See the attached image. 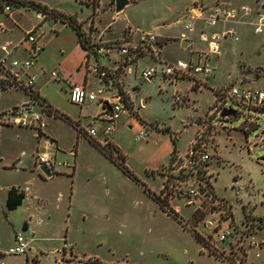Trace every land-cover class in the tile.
I'll return each instance as SVG.
<instances>
[{"label": "rangeland", "instance_id": "374dc122", "mask_svg": "<svg viewBox=\"0 0 264 264\" xmlns=\"http://www.w3.org/2000/svg\"><path fill=\"white\" fill-rule=\"evenodd\" d=\"M22 1L74 17L83 34L94 40L118 41L127 26L150 32L160 45L156 58L172 64L189 58L197 61V53H201L203 58L208 55L214 73L206 82L193 85L189 79L170 84L157 73L143 81L139 77L142 67H160L156 59L147 56L139 58L131 71L119 69L122 86L115 85L123 93L128 113L116 123L111 138L118 149L112 145L108 155L80 134L76 123L63 117L80 120L83 131L89 126L98 133L103 129L105 118L103 122L91 118L97 102L81 108L71 104L68 83L95 93L102 87L104 92L96 93L97 99L115 95L117 90L110 83L109 89L101 84L91 69L99 64L111 71L120 61L117 51L109 52V59L90 56L86 64L87 52L71 27L37 14L31 7L12 6L7 30L0 38L11 47L28 31L37 37L42 50L35 63L42 78L35 88L40 87L41 98L63 115L60 120L66 123L57 128L64 147L56 160L73 164L67 154L73 142L79 170L73 179L62 177L54 184L41 182L37 176L36 180L23 177L28 175L23 171L4 170L18 141L23 142L27 134L0 123V263L264 264V244L255 250L247 247L251 238L264 241V111L257 115L227 99V106L240 113L217 123L219 102L214 92H228L230 87L264 90V20L261 31L254 33L257 14L264 15V0H129L119 14L114 12L113 0ZM215 3L250 10L242 23L235 25L237 40L224 42L218 58L209 54L206 42L199 37L202 24L193 20ZM191 19L195 31L186 36L192 38V45L182 49L183 27ZM24 47L22 43L19 49ZM54 70L63 73V81L49 79ZM28 99L21 89L0 90L1 105L14 104L16 108ZM140 131L147 132L146 139L136 140ZM26 143L33 145L34 139L28 135ZM174 146V157H170ZM191 147L207 154L208 160L188 162L185 155ZM25 148L21 151L26 154ZM21 159L27 166L29 157ZM111 160L123 162L134 179ZM163 184L167 188L162 190ZM190 184L199 195L187 204L191 201L176 192L184 193ZM18 185L30 189L28 198L16 210L8 211L2 197L6 189ZM40 191L51 195L47 205L36 200ZM257 220L260 226L255 230ZM24 225L28 230H23ZM225 230L232 235L219 241ZM17 233L27 241L25 254L8 255Z\"/></svg>", "mask_w": 264, "mask_h": 264}, {"label": "built area", "instance_id": "2783aa9c", "mask_svg": "<svg viewBox=\"0 0 264 264\" xmlns=\"http://www.w3.org/2000/svg\"><path fill=\"white\" fill-rule=\"evenodd\" d=\"M12 6L0 0V35L6 32L5 19H8L11 14ZM250 14V10L246 7H240L239 9L222 7L218 3H215L207 12L201 13L199 16L193 18L194 21L200 22L201 32L199 37L202 41L206 42L209 54H212L218 58L222 52V46L224 42H234L237 40V33L235 25L242 23L241 18H244ZM257 23L255 24L254 33L261 31V22L264 20L263 14H257ZM194 21L192 19L187 22L184 27V32L194 31ZM82 33V40L86 45V58L85 63H88L90 56L99 58L100 56L108 57L109 52L112 50L117 51L120 56V63L115 66L111 71L97 64L92 67L91 71L97 76L99 81L103 84L110 82L113 79L116 80L117 71L119 69L130 71V68L136 61L144 56L156 59V62L160 65L159 68H144L139 72V77L143 81H148L154 77L157 73L161 75L170 84L175 83L180 79H189L193 84L204 83L214 73V70L207 63L208 55L204 56L201 53H197V61H193L189 58L188 61L178 60L174 63H168L165 60L156 58L157 50L154 46L157 44L156 35L141 31L138 28H131L127 26L124 30V37L118 41H101V38L92 39L89 34L84 35ZM183 36V35H182ZM25 44L24 52L25 57L23 59H16L11 57L13 49ZM42 47L38 44L37 37L33 34V31H28L24 34L23 39L18 45L9 47L7 43L0 44V51L2 55L0 57V90L3 89H21L28 93L30 101L22 103L19 107L12 108L5 113V117L0 119V123L16 127L20 129L31 130L38 135H42L47 125L48 117H58V114L51 109V107L42 99L38 97L34 91V83L36 80V74L32 72V68L35 64L36 57L41 52ZM49 78L52 81L61 82L64 80V75L59 70L51 71ZM116 85L122 86L119 80L114 81ZM216 91V98L219 102L217 109V123L224 118H219V113L222 109H230L227 106L226 100L241 105L249 110H252L254 114H260L264 111V90L255 88H236L230 87L228 92L223 90L214 89ZM103 88L97 89L96 93L102 94ZM94 91L87 90L85 87L68 83L67 97L68 101L78 107H83L86 104H94L95 102L101 107L102 112L100 115L105 118V126L101 129L100 133L94 128H88L83 131L82 128L79 132L85 135L90 141L94 142L97 146L104 149L109 144L110 134L114 131L115 125L120 117L128 113V109L125 106L122 92L117 89V93L113 96L112 100L97 99ZM175 100L180 102V98L176 97ZM144 105V102H141ZM37 104L38 107L34 108ZM14 109V110H13ZM234 111V110H233ZM240 112L234 111V116ZM233 116V117H234ZM229 118V117H226ZM231 118V117H230ZM229 118V119H230ZM147 138L146 131H140L136 140H143ZM185 158L188 162L205 163L208 160V155L205 153H197L192 147L186 153ZM35 161L39 166H43L51 175L59 173L61 169L67 168L71 170L72 164L66 162H59L55 158L45 154L37 153ZM182 170L181 168L179 171ZM178 171V173H179ZM164 187V185H163ZM178 193L179 196H185L191 202L196 200L199 195V190L191 184L185 188L184 193ZM260 226V220L255 223V230ZM250 228L247 227L246 231ZM230 230H225L218 236L219 241H224L227 237L231 236ZM264 244V241L254 240L251 238L247 244L248 249H258ZM27 249V241L20 233L15 234L13 245L8 249V255H24ZM254 257L258 258V253H254ZM2 264V263H0Z\"/></svg>", "mask_w": 264, "mask_h": 264}, {"label": "crops", "instance_id": "0c3cea01", "mask_svg": "<svg viewBox=\"0 0 264 264\" xmlns=\"http://www.w3.org/2000/svg\"><path fill=\"white\" fill-rule=\"evenodd\" d=\"M8 21H9V18L8 19H5L4 20V23H5V26H6V30H7V24H8ZM7 22V23H6ZM195 31V30H194ZM194 31H192V32H190V33H193ZM199 32H200V30L198 31V34H199ZM186 33L187 32H184L183 31V33L181 34V35H183V37H181L180 39H181V42L180 43H182L183 41H188L189 42V44L188 45H186V48H182V49H187L189 46H191L192 45V38L190 39V38H188L187 36H186ZM190 33H187V35L188 34H190ZM179 34V36H181ZM168 39H174L173 37L172 38H168ZM110 40H113V39H108V40H105V41H110ZM1 43H7L8 44V42H5V41H3V39H1L0 38V44ZM16 44V43H15ZM15 44L13 45V47H15ZM165 44H163L162 46H164ZM161 46V47H162ZM154 48H157L158 50L157 51H159L160 50V45L159 44H156L155 46H154ZM1 51H0V55H1ZM119 55V54H118ZM1 57V56H0ZM11 57H13V58H16V59H23L24 57H25V52H24V48L23 49H19V47H17V48H15V49H13V51H12V53H11ZM119 57V59L117 60V61H119L121 58H120V56H118ZM86 58V57H85ZM108 59H109V56L107 57ZM142 58V57H141ZM140 58V59H141ZM37 61V60H36ZM117 61H115V62H117ZM178 61V60H177ZM119 63H120V61H119ZM118 63V64H119ZM136 64V63H135ZM117 66V65H116ZM36 68V63L34 64V66H33V68H32V72H34L35 74H36V80H35V83H34V91L36 92V94L38 95V97L40 98V99H42V100H44L43 98H41V96H40V87L39 88H35V85H37V80H39L40 78H42L41 77V74L42 73H40L39 74V71L37 70V68ZM141 69H143V67L141 68ZM140 69V70H141ZM132 70V67L130 68V71ZM127 72V71H126ZM50 79V78H49ZM51 80V79H50ZM117 80H119V78L117 77ZM114 81H116L115 79H113L112 78V80L110 81V82H105V86L106 87H108V89H109V83L111 84V86H113V88H114V90H117L116 89V85H115V82ZM120 81V80H119ZM207 81V80H206ZM205 81V82H206ZM101 84H103V83H101ZM77 85V84H76ZM101 88V87H100ZM9 89V88H8ZM8 89H3L2 91H6V90H8ZM103 94V93H102ZM116 94V93H115ZM114 96V95H113ZM113 96H106V95H104V96H102L100 99H102L103 101L104 100H112V98H113ZM125 99V98H124ZM99 100V99H98ZM28 101H30V97H29V99H28ZM27 100L26 101H24V102H21V104L22 103H27L28 102ZM45 101V100H44ZM47 103V102H46ZM2 103L0 102V106L2 107V108H0V114H2V113H4V112H7L8 111V109H9V107H12V108H14V104H11V105H1ZM48 104V103H47ZM16 105V104H15ZM49 105V104H48ZM91 105H93V104H91ZM50 106V105H49ZM38 107V105L37 104H35L34 105V108H37ZM51 107V106H50ZM11 108V109H12ZM51 109L53 110V111H55L57 114H58V117H48V119H47V125H46V128H45V130L43 131V133H42V135H38L37 133H35V132H31V131H27L28 129H17L18 131V133H20V134H27V136H25L24 137V139L25 140H23V142H20V141H18V143H19V145H17V147L13 150V158L10 160V162L7 164V165H5V166H3L2 168L5 170L6 168H8V169H10V170H14V171H18V172H21V171H23L24 173L23 174H28V175H25V176H23V177H29V179H34V180H36L35 179V176H37L38 178H39V180L41 181V182H47V181H49V182H53V184H54V182L56 181V180H58V179H60V178H62V177H68L69 179H73V177L77 174V171L79 170V164H78V166H77V156H78V154H77V150H75V149H77V143H78V141H79V133H77V135H76V145H74V147L76 146V148L75 149H72L73 148V142L70 144V148H69V150H68V155L71 157V158H73V164H72V168H71V170H69V169H67V168H64V169H61V171L59 172V173H56V174H53V175H51L50 177H45L40 171H39V165L36 163V161H35V157H36V155H37V153H45V154H47V155H49V156H51V157H53V158H55V159H57V156H58V153H61V151H62V149H63V141L61 140V137L59 136V134L57 133V128H58V125L59 124H61V125H64V124H66V123H64V121H62V120H60V118H62L63 117V115H61L57 110H55V109H53L52 107H51ZM101 112H102V109H101V107L98 105V103H96V106H95V113L91 116V118H93V119H95L96 121H100V122H103V120L101 119L102 118V116L103 115H100L101 114ZM124 115V114H123ZM122 115V116H123ZM121 116V117H122ZM120 117V118H121ZM64 119H66L69 123H72V124H74L75 125V123H76V125L75 126H77V128H78V130L79 129H81V127H80V120H78L77 122H72V121H70L69 119H67V118H65V117H63ZM63 123V124H62ZM2 125H6V124H3V123H1ZM6 126H9V125H6ZM116 126V125H115ZM9 127H11V126H9ZM12 128V127H11ZM16 128V127H15ZM89 128H93V127H91V126H89ZM100 133V132H99ZM113 133V132H112ZM112 133L110 134V137H109V139H108V141H109V144L110 145H113V146H115L116 147V145L113 143V141H112V138H111V136H112ZM81 134V133H80ZM28 135L30 136V138H33L34 139V144L33 145H30V144H27L26 143V139L28 138ZM24 136V135H23ZM18 140V139H17ZM21 143V144H20ZM94 143V142H93ZM24 147H26L25 149H28V151L26 152V154H25V152L22 150L21 151V149H23ZM117 148V147H116ZM118 149V148H117ZM110 150V149H109ZM17 151V152H16ZM18 151H20L19 152V154H18ZM171 154V153H170ZM21 157H29V161H27V166L31 169V164H32V166H33V168L31 169V170H25L26 168L25 167H27V166H23V162H22V159H21ZM31 158V159H30ZM123 163V162H122ZM172 162H170V164H171ZM22 164V166H20ZM170 164H169V166H167L166 168H168V167H170ZM23 168V169H22ZM28 168V169H29ZM35 171H36V173H35ZM28 172V173H27ZM164 185V184H163ZM163 185H162V190H163ZM24 186H13V188H17L18 190H20V191H22L23 193H24V199L22 200V202H21V204L18 206V207H20L25 201H26V199L28 198V193H29V191H30V189L28 188V187H24ZM12 188V187H11ZM10 189V188H9ZM9 189H6V191H5V195L2 197V198H4V206H5V199H6V195H7V191L9 190ZM51 195L50 194H48L47 192H44V191H40L39 193H38V197L36 196L35 198H36V200L38 201V203L39 204H41V206H44L45 204L47 205L48 204V201L50 200V197ZM70 196H71V193H70ZM62 198V197H61ZM67 198H68V205H70L69 204V197H68V194H67ZM17 207V208H18ZM6 208V207H5ZM16 208V209H17ZM15 209V210H16ZM7 210V209H6ZM177 210V209H176ZM9 211V210H8ZM27 229V225H25V229L23 228V230H26ZM28 230V229H27ZM32 233V232H31Z\"/></svg>", "mask_w": 264, "mask_h": 264}, {"label": "trees", "instance_id": "16d2710c", "mask_svg": "<svg viewBox=\"0 0 264 264\" xmlns=\"http://www.w3.org/2000/svg\"><path fill=\"white\" fill-rule=\"evenodd\" d=\"M5 2L10 4L11 6H14V7H18V6L31 7L34 10H36L37 14H41L42 16L50 17V18L55 19V20H59L60 22L66 24L67 26L71 27V29L76 34L77 40H78V43H79L80 47L83 50H86V45H85L84 41L82 40L81 26L76 21V19L74 17H72V16H62V15H59V14H56V13H54L52 11L47 10L43 6L36 5V4L30 3V2L26 3V2H23L22 0H5ZM95 6H97V5H94V8H95ZM244 124L246 125V123H244ZM172 140H175V139H172ZM173 144H174V142H173ZM94 145H95L96 148H98L99 150L101 149L103 152H105L108 155H110V152L113 150L112 145H108L104 149L100 148L95 143H94ZM174 153H175V146L172 149L170 157L173 156ZM112 162L115 165H117L120 169H122L127 174V176L132 178V176L125 169V167H124V165H123V163L121 161L119 162L117 160L116 161L114 160ZM132 179H134V178H132ZM164 188H167V186L164 185ZM23 199H24V193L22 191L18 190L17 188H13V187L10 188L7 191V195H6V199H5V207H6V209L9 210V211L15 210L21 204ZM153 199L156 202L161 203V201H160L158 196L153 195ZM23 228L25 229V225L23 226ZM195 237H196V239L199 242L202 243L201 238H200L199 235L196 234Z\"/></svg>", "mask_w": 264, "mask_h": 264}, {"label": "water", "instance_id": "95a60500", "mask_svg": "<svg viewBox=\"0 0 264 264\" xmlns=\"http://www.w3.org/2000/svg\"><path fill=\"white\" fill-rule=\"evenodd\" d=\"M113 4H114V12L116 14H119L129 5V0H113ZM188 44H189L188 41H183L181 43V47L186 48V45ZM232 116H234V111L230 109H222L221 112L219 113V118H226ZM38 169L45 177L48 178L51 176V174L43 166H40Z\"/></svg>", "mask_w": 264, "mask_h": 264}]
</instances>
